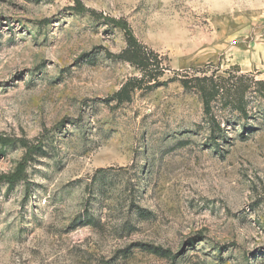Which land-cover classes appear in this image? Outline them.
<instances>
[{
  "label": "rangeland",
  "instance_id": "rangeland-1",
  "mask_svg": "<svg viewBox=\"0 0 264 264\" xmlns=\"http://www.w3.org/2000/svg\"><path fill=\"white\" fill-rule=\"evenodd\" d=\"M80 2L0 0V264H264V0Z\"/></svg>",
  "mask_w": 264,
  "mask_h": 264
},
{
  "label": "trees",
  "instance_id": "trees-1",
  "mask_svg": "<svg viewBox=\"0 0 264 264\" xmlns=\"http://www.w3.org/2000/svg\"><path fill=\"white\" fill-rule=\"evenodd\" d=\"M75 6L77 10L81 13H89L93 17L97 18L99 15L88 8H85L80 0H74ZM105 20L110 24L114 25L118 28L124 35L126 41V48L125 50L118 55L121 60L126 62H130L131 64L136 65L143 75V78L148 79V82L151 84H159V78L164 76L165 71L167 70L161 58L155 54L153 51L144 47L134 35L130 25L122 20V19H115L111 17H106ZM202 80L208 84L205 86H200L198 91L201 95L202 102L206 112L210 111L211 102L217 96H219L222 88L211 78L204 77ZM184 85H187V80L183 82ZM129 97V88L128 85L123 86L116 94L115 99L121 101L122 99H128ZM22 141L23 144H28L27 141L19 140V139H11L5 136H0V144L2 145H11L15 142ZM40 143L37 145H29L24 157L22 158L21 162L18 164L15 173L9 176H1L0 180L7 181L9 183H13L15 181L21 180L24 171L25 165L29 160L31 154L39 147ZM162 252V253H161ZM166 252L160 250V256H166Z\"/></svg>",
  "mask_w": 264,
  "mask_h": 264
},
{
  "label": "crops",
  "instance_id": "crops-1",
  "mask_svg": "<svg viewBox=\"0 0 264 264\" xmlns=\"http://www.w3.org/2000/svg\"><path fill=\"white\" fill-rule=\"evenodd\" d=\"M256 63H258V64H256ZM263 64H264V62L262 60H259L258 62L249 61L248 63H245L244 66L246 68L245 70L249 71V70H253L254 68L262 69Z\"/></svg>",
  "mask_w": 264,
  "mask_h": 264
}]
</instances>
